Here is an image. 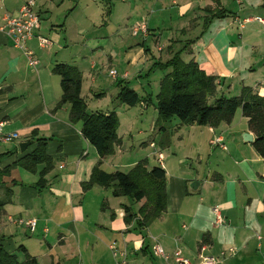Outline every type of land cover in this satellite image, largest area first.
I'll use <instances>...</instances> for the list:
<instances>
[{
    "label": "crops",
    "instance_id": "crops-1",
    "mask_svg": "<svg viewBox=\"0 0 264 264\" xmlns=\"http://www.w3.org/2000/svg\"><path fill=\"white\" fill-rule=\"evenodd\" d=\"M27 1L34 2L39 18L34 36L48 35L51 45L41 48L34 36L27 42L37 60L31 67L0 33V122L3 133L18 135L12 142L0 141L5 159L0 169L7 171L0 185L2 249L18 262L29 256L37 264H113L108 245L115 243L125 250L128 264H175L153 256L156 242L171 258L180 251L192 264L199 255L219 257L228 248L236 253L221 264H264V159L253 148L247 119L240 113L237 120L236 112L230 124L214 127L160 119V81L171 68L154 80L157 72L150 73L178 53L183 62L194 61L216 79L215 97L237 96L244 87L264 97V0H134L131 6L125 4L131 0H120L117 8L112 0H106L109 5L102 0L100 17L81 12L80 2L87 7L88 0H0V25L4 14L16 13ZM141 22L148 36L136 40L129 31ZM55 64L79 72L87 113L117 114L119 107H128L117 100L122 86L138 94L136 136L150 134L140 144L150 149V157L142 159L144 171L159 166L165 173L164 209L144 228L126 222L124 197L113 196L112 186L93 183L82 189L95 167L107 172L108 157L126 151L123 139L134 137L132 128L116 130L111 154L100 158L82 137L81 123H71L70 105L55 108L61 96L60 79L52 73ZM110 70L116 71L115 79L108 76ZM110 92L104 111L97 106L89 111L88 94L101 102ZM244 133L252 134L251 143L243 142ZM215 139L219 145L212 146ZM175 142L181 147L174 146L173 158L165 157L163 150ZM21 143H27L22 153ZM38 148L47 161L13 165ZM204 158L200 176L193 162ZM218 215L223 224L216 222ZM13 219L35 220V226H18Z\"/></svg>",
    "mask_w": 264,
    "mask_h": 264
},
{
    "label": "trees",
    "instance_id": "trees-1",
    "mask_svg": "<svg viewBox=\"0 0 264 264\" xmlns=\"http://www.w3.org/2000/svg\"><path fill=\"white\" fill-rule=\"evenodd\" d=\"M104 1L109 5V1ZM109 11L107 6L105 16H108ZM133 38L144 37L139 35ZM157 65L160 69L171 68V72L164 75L160 81L156 104L160 119L168 120L175 117L182 124L214 127L219 123L230 124L239 110L247 119V128L254 136L253 148L264 159V97L254 93L249 87L242 88L237 96L215 97L216 79L206 75L194 61L183 62L178 53L167 62ZM52 73L59 77L61 89V96L55 108L69 104L71 123H81L80 133L95 149L97 155L104 158L111 154L118 139L115 112L87 113L86 105L80 96L81 77L74 66L55 64ZM117 100L128 107H134L141 101L138 94L128 86L120 87ZM47 160V157L40 154L38 148L13 165L26 168V161L35 165ZM144 169V161L135 164L128 173L119 171L107 173L95 167L90 180L82 184V189L86 191L93 183L103 187L112 186L113 196L128 197L136 203L142 202L136 214H130L128 207H124L126 222L134 223L142 229L160 215L164 209L165 199L163 169L159 166L153 167L147 173ZM5 174H7L6 169L0 170V185L3 184ZM4 204L5 202L0 201V213ZM0 264H37V262L35 258L29 256H26L23 262H18L14 254L6 253L0 246Z\"/></svg>",
    "mask_w": 264,
    "mask_h": 264
},
{
    "label": "built area",
    "instance_id": "built-area-1",
    "mask_svg": "<svg viewBox=\"0 0 264 264\" xmlns=\"http://www.w3.org/2000/svg\"><path fill=\"white\" fill-rule=\"evenodd\" d=\"M238 4H240L241 0H235ZM33 1H27L20 6L14 14H4L2 17V24L0 25V33H2L5 38L11 43L12 47L20 51L26 58L28 65L31 67L36 66L37 60L32 51H30L26 44L27 42L33 38L34 31L39 27V18L33 12ZM130 33L132 37L142 36L146 37L148 34L147 24L144 22L138 23L131 27ZM36 37L38 44L41 48H45L51 45V40L42 36H34ZM108 76L111 78H116L117 73L115 70H110L108 72ZM126 76V75H125ZM3 123L0 122V141L3 143H9L18 138L16 133L5 134L2 131ZM212 146L219 145V139H215L210 141ZM152 146V144H151ZM223 149L224 147L221 146ZM162 156L158 155V162L161 165ZM216 208V207H215ZM214 211H216L214 209ZM216 222L218 224H223L224 220L218 215L216 217ZM13 223L18 226H25L29 229H33L35 226V220H23V219H13ZM257 239H259L257 237ZM154 240V239H153ZM108 249L111 252L113 257V264H128L126 260V253L124 251H120L115 243H110L108 245ZM153 256H156L162 259L165 263L170 259L174 261L175 264H192L187 259L181 256L180 251H175L172 254V258L166 254L163 249L160 247L158 243H154L151 248ZM236 253L235 249L228 248L224 253L222 252L219 257H203L199 255L198 262L196 264H221L222 260L226 255L232 256ZM78 264H82L79 262Z\"/></svg>",
    "mask_w": 264,
    "mask_h": 264
},
{
    "label": "rangeland",
    "instance_id": "rangeland-1",
    "mask_svg": "<svg viewBox=\"0 0 264 264\" xmlns=\"http://www.w3.org/2000/svg\"><path fill=\"white\" fill-rule=\"evenodd\" d=\"M113 1V4L115 5V8L118 7V5L120 4L119 1L120 0H112ZM251 2H253V0H250ZM134 2V0H131V1H126L125 4H129L130 3V6L131 4ZM233 2H235L233 0ZM90 3H92V5H90ZM136 3V2H135ZM236 3V2H235ZM245 3H248L247 1ZM86 5V1L85 2H80V8H81V12L84 11V12H92L94 14H96V17H100L98 15L99 11H101L103 9V3H102V0H88L87 1V7L85 6ZM238 6V5H237ZM235 5V7H237ZM239 7V6H238ZM103 11V10H102ZM148 17V16H146ZM102 31L104 32L103 29H101V31H99L98 33H102ZM130 32V31H129ZM43 35H47L46 32H42ZM106 33V32H105ZM45 37H48L45 36ZM136 40H138V38H136ZM162 42H163V39H162ZM156 52V51H155ZM159 54V53H157ZM184 57V56H183ZM154 71L157 72L156 76L152 77L153 80L156 79V78H160L161 76H163L164 74H166L169 70H164V69H154L152 72L150 73H153ZM262 77H264V75H262ZM131 80V79H130ZM132 83H135V80H133ZM137 87V90L136 91H139V93H141L143 90H142V87L140 86H135ZM103 97H104V100H102L101 102H97L96 101V98H93L91 95L88 94V96L86 97L87 99V103L89 105L88 109L89 111H94L93 109H95L94 107L97 106V107H102L100 108L101 111H104L106 108H105V105H106V102H107V105H110V100H111V97H112V93H105L103 94ZM93 107V108H92ZM123 108V109H121ZM118 112H117V127H116V130H118V132L120 133H125V131L127 129H131L132 128V135H134V137L130 138L129 136H127V138H124V143L127 145V148L125 149L126 151L122 154V155H118L116 154V156H112L110 155L111 157H108L109 159H107V163L106 166H105V169H107L106 171L107 172H112V171H121L123 173H128L132 170L133 168V165L135 163H138V162H142L144 160H142L145 155H149V151L150 149H148V147H141L140 144L142 141H145L148 139V137L150 136L149 133L146 132V134L143 136L140 137H137L136 136V130L138 129L139 125H140V122L137 123V120H138V113H139V110H140V107L139 105H137L136 107H125V106H122V107H119V109H116ZM115 110V111H116ZM238 112V116L235 118L238 120L241 118V115H240V111L237 110ZM136 123V125H131L129 126L130 124L129 123H132L134 122ZM234 122V121H233ZM243 140V138H242ZM16 142V141H15ZM244 142V141H243ZM16 144V143H14ZM174 146H176L177 148H180L181 145L178 144L177 142H175L174 144H171L170 145V150L169 149H164L162 153H164L163 155L166 157H170V158H173L175 156V148ZM174 150V151H173ZM176 152V151H175ZM150 157V155H149ZM2 157L0 156V165L2 163V161H4L5 159H1ZM177 158V156H176ZM164 163L166 164L167 162L164 161ZM172 163L174 164V162L172 161ZM115 165V167L113 166H110V165ZM194 166L196 167V169H199L201 170V174L200 176L202 175V173H204V170H205V158L201 160V162H198L196 160H194L193 162ZM1 171H4L5 170V167L0 169ZM6 177V174L5 176ZM6 179H9V178H6ZM147 186V184H146ZM132 199H127V197H124V199H122V201H124V205H126L127 207L130 208V211L136 213L138 210L137 207H136V202L134 203V201ZM133 203V204H131ZM22 231V232H21ZM20 231V234L23 233V230ZM25 233H28L25 231Z\"/></svg>",
    "mask_w": 264,
    "mask_h": 264
},
{
    "label": "water",
    "instance_id": "water-1",
    "mask_svg": "<svg viewBox=\"0 0 264 264\" xmlns=\"http://www.w3.org/2000/svg\"><path fill=\"white\" fill-rule=\"evenodd\" d=\"M242 138L244 142L251 143L253 140L252 134L244 133L242 134ZM27 147V143H21L19 144V150L22 153Z\"/></svg>",
    "mask_w": 264,
    "mask_h": 264
}]
</instances>
